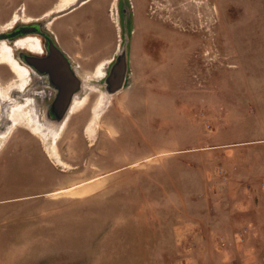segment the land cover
<instances>
[{
    "label": "rangeland",
    "instance_id": "rangeland-1",
    "mask_svg": "<svg viewBox=\"0 0 264 264\" xmlns=\"http://www.w3.org/2000/svg\"><path fill=\"white\" fill-rule=\"evenodd\" d=\"M56 1L1 0L0 33L17 12L83 78L111 60L57 140L66 166L26 127L0 135V264H264V0H79L45 16ZM13 93L48 110L55 90L35 73Z\"/></svg>",
    "mask_w": 264,
    "mask_h": 264
},
{
    "label": "bare ground",
    "instance_id": "bare-ground-1",
    "mask_svg": "<svg viewBox=\"0 0 264 264\" xmlns=\"http://www.w3.org/2000/svg\"><path fill=\"white\" fill-rule=\"evenodd\" d=\"M79 0H57L53 7L48 10L44 15L47 16L53 12H62L68 10ZM88 0L82 1V3ZM117 1L113 0V7L116 9ZM179 1V0H175ZM24 7H22V10ZM159 11V10H158ZM117 24L119 23V17L117 13L111 18ZM189 20L190 17H185L184 20ZM34 20L32 17H23L21 14L15 12L8 23L2 24L1 32H6L10 29L15 28L19 21L30 22ZM51 23L48 24V27ZM44 40L38 34H26L14 39L12 42L6 39H0V113L10 121L6 130L0 132L3 138H7L13 130L18 126L26 127L32 134L36 135L41 141L46 144V151L50 157H53L55 162L59 165L66 166V163L60 156L57 148V140L60 138L61 133L64 130L67 120L70 118L72 113L81 110L85 104H87L88 93H92L97 89L91 86V80H98L105 76V66L111 59H103L99 61L93 71L88 75L89 77L82 76L80 66H72L76 75L80 77V88L73 94L67 111L64 117L61 119H55L49 113L48 110H43L38 105L36 98L26 96L23 100L14 97V91L17 90L19 93L26 92L28 87L34 80L35 72L28 63L23 61L21 55L22 52H28L32 55L42 56L44 55ZM18 50H24L20 54ZM6 67L11 70L14 74V78L8 79L6 73ZM2 71H4L2 73ZM44 82V81H43ZM57 90V87H56ZM84 90L86 94L82 97L79 96V91ZM33 94L38 95L36 92ZM43 98L44 94H39ZM6 102V106L3 103ZM110 97L106 92L101 91L99 98L96 103L92 106L91 113L92 118L86 126V132L90 139L94 140L97 137L98 122L103 116L107 108L110 106ZM3 140L0 141V149L3 145ZM79 185L72 186L70 189L75 188Z\"/></svg>",
    "mask_w": 264,
    "mask_h": 264
},
{
    "label": "water",
    "instance_id": "water-1",
    "mask_svg": "<svg viewBox=\"0 0 264 264\" xmlns=\"http://www.w3.org/2000/svg\"><path fill=\"white\" fill-rule=\"evenodd\" d=\"M38 33L49 39V48L53 52V57H36L28 52H22V59L30 66L41 70H49L52 82L57 86L58 93L52 106L62 113L57 119H62L67 111L73 94L80 88L81 81L76 75L67 55L56 45L48 33L39 29L38 23L22 24L11 31L1 32L0 39L14 40L20 36Z\"/></svg>",
    "mask_w": 264,
    "mask_h": 264
},
{
    "label": "flooded vegetation",
    "instance_id": "flooded-vegetation-1",
    "mask_svg": "<svg viewBox=\"0 0 264 264\" xmlns=\"http://www.w3.org/2000/svg\"><path fill=\"white\" fill-rule=\"evenodd\" d=\"M8 1H10V2H17V0H8ZM0 3H1V0H0ZM0 6H1V4H0ZM17 27V26H16ZM41 26L39 25V29L41 30V31H43L41 28H40ZM43 32H45V31H43ZM38 34V33H37ZM49 34V33H48ZM40 35V34H39ZM42 38H43V40H44V47H45V49H44V55H42V56H38V55H35L36 57H44V58H50V57H53V52H51V50H50V48H49V39H48V37H46V36H42V35H40ZM49 36L51 37V35L49 34ZM52 39H53V37H51ZM55 42V41H54ZM56 45L58 46V44L56 43ZM59 47V46H58ZM60 48V47H59ZM61 49V48H60ZM62 51H63V49H61ZM63 53H65L64 51H63ZM33 68V70H34V72L35 73H38V74H41V75H45V76H47V78H48V80H49V84L51 85V86H53L54 87V90H55V93H54V96H53V101H52V103H50V106H49V113L51 114V116L53 117V118H55V119H57V117L62 113L59 109H57V108H55L54 106H52L53 105V103H54V100H55V98H56V95H57V93H58V88H57V90H56V85L52 82V80H51V75H50V71L47 69V70H41V69H37V68H35V67H32Z\"/></svg>",
    "mask_w": 264,
    "mask_h": 264
}]
</instances>
